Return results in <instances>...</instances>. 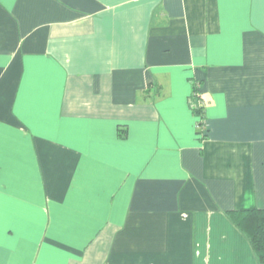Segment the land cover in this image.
<instances>
[{"label": "crops", "instance_id": "obj_1", "mask_svg": "<svg viewBox=\"0 0 264 264\" xmlns=\"http://www.w3.org/2000/svg\"><path fill=\"white\" fill-rule=\"evenodd\" d=\"M252 208L264 0H0V264H262Z\"/></svg>", "mask_w": 264, "mask_h": 264}, {"label": "trees", "instance_id": "obj_2", "mask_svg": "<svg viewBox=\"0 0 264 264\" xmlns=\"http://www.w3.org/2000/svg\"><path fill=\"white\" fill-rule=\"evenodd\" d=\"M193 94V97L198 101L202 100L198 87L195 88ZM203 108L204 105H199L196 112H199L200 114L204 113ZM202 117L205 118L204 116ZM199 133L201 134V132ZM228 214L232 222L249 239L252 248H254L257 259L264 264V208H252L250 210L240 209L229 211Z\"/></svg>", "mask_w": 264, "mask_h": 264}, {"label": "built area", "instance_id": "obj_3", "mask_svg": "<svg viewBox=\"0 0 264 264\" xmlns=\"http://www.w3.org/2000/svg\"><path fill=\"white\" fill-rule=\"evenodd\" d=\"M197 126H196V129L201 132V134H205L206 133V130L208 128V124L205 122V121H202V123H196Z\"/></svg>", "mask_w": 264, "mask_h": 264}]
</instances>
